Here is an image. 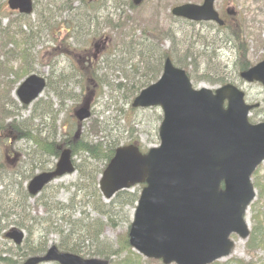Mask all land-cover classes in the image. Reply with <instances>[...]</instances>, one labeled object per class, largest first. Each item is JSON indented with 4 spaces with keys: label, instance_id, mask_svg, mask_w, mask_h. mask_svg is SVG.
I'll return each instance as SVG.
<instances>
[{
    "label": "water",
    "instance_id": "obj_1",
    "mask_svg": "<svg viewBox=\"0 0 264 264\" xmlns=\"http://www.w3.org/2000/svg\"><path fill=\"white\" fill-rule=\"evenodd\" d=\"M213 4L214 0H203L200 6L184 4L175 7L172 15L222 25ZM8 6L21 14L32 12L31 0H8ZM240 77L264 85V60ZM44 84L43 79L30 76L17 95L28 104ZM132 106L161 108L160 144L146 154L134 145L118 148L99 181L106 200L118 191L144 185L128 232L130 247L163 264H212L228 257L234 248L231 236L246 239L249 235L245 215L255 198L251 175L264 160V123L252 125L248 120L254 106L246 105L244 94L232 85L214 92L193 89L185 72L170 59L160 79L141 91ZM77 116L83 120L89 113L82 109ZM73 171L70 152L65 151L53 173L30 182L29 193L36 194L56 176ZM7 236L16 244L23 238L19 230ZM44 262L109 264L59 253L55 246L24 264Z\"/></svg>",
    "mask_w": 264,
    "mask_h": 264
},
{
    "label": "rangeland",
    "instance_id": "obj_2",
    "mask_svg": "<svg viewBox=\"0 0 264 264\" xmlns=\"http://www.w3.org/2000/svg\"><path fill=\"white\" fill-rule=\"evenodd\" d=\"M62 1V0H61ZM88 4H93L99 7L98 22H96L97 30L94 34H89V31H85V28H73L70 30L68 26L64 25V14L55 12V9L49 7L45 0H33V13L28 17L29 23L24 19L19 18L18 13L11 11L6 1L4 5L0 1V31L6 28H16L23 34H28L29 29L34 31V39L29 40L30 55L28 63L22 62L20 51V43L18 42L16 48L12 46L9 39L5 34L0 35V105L4 101L5 97H11L15 95V90L18 83L23 79V74L27 71L29 74H38L48 78L49 70L52 67H65L68 63L77 65L78 62H82L86 56H89L93 51V44L98 43L94 40L99 39L102 35L109 37L111 40L118 42L119 40L126 39L128 35L137 37L141 34V29L147 30L146 35L151 36L154 40H158L160 34L165 31H169V34L175 35V51L177 57L187 65L190 61L184 58L185 51L188 42L197 41L194 46L195 63L189 67L193 80L192 83L196 88H217L215 82L219 77H223L224 81L233 83L235 86L243 90L247 95V102L249 104L255 102L264 103V88L257 83L246 84L240 80L238 74L240 72L238 66V53L235 48L234 42H229V38L226 36L223 30H219L214 25L205 24L200 27H193L185 22L179 21L171 16V9L176 5H182L186 3L199 4L202 0H146L142 5L134 9H124L120 7L118 0H88ZM72 2V0H71ZM64 3V2H62ZM66 3H69L66 1ZM74 3L79 5V0H74ZM74 4V5H75ZM123 5V4H122ZM215 8L222 10L223 12L228 9L236 13L235 18L230 19V26L233 27V32L240 38V52H244V60L249 66H253L264 59V0H215ZM94 11L93 8L90 9ZM112 11V14H109ZM118 11V14H115ZM123 11L122 15L120 13ZM85 13V12H84ZM88 13V12H87ZM57 18V26L54 27L52 23V15ZM90 15V13H88ZM112 15L113 18L108 20V16ZM124 16V17H123ZM123 18L122 20H120ZM50 24H49V22ZM110 22L112 25L119 26L118 29L110 31L104 26L106 22ZM120 23V25H119ZM54 27V28H53ZM68 30V34L66 33ZM58 31H61L58 33ZM198 31V33H197ZM228 35V34H227ZM66 37L68 41H66ZM103 37V36H102ZM129 37V38H130ZM187 38V39H186ZM128 39V38H127ZM161 39V37H160ZM95 42V43H93ZM93 43V44H92ZM156 43V42H155ZM160 52L171 49L172 41H165L161 39L159 41ZM62 45L71 49V59L64 58L61 60V55L64 53ZM205 46V47H204ZM102 52V51H100ZM96 54L95 56L99 55ZM101 55L95 57L97 60ZM212 56V59L206 58ZM105 55L103 56V59ZM100 62V61H98ZM102 67V66H101ZM98 71V74L103 80L107 79L108 86L103 90L105 96L103 99H97L95 103H91L92 113L91 116L78 127L79 133H88L95 122L98 123V127L103 122L110 132V129L116 122L117 131L115 134L122 137V140L128 142L129 138H133L137 145L146 151L152 147L158 146V127L160 125L161 111L159 108H152L143 111H137L133 113L127 110V105L121 101V97L117 100L118 95L115 91L116 83L126 81L123 73L114 70L113 72H107L105 76V70ZM128 68V67H127ZM56 75H58L56 73ZM131 75V74H130ZM50 78H57L55 75ZM64 86L67 90H73L78 93V89L72 84L65 83ZM56 88L55 86H52ZM50 87L52 92L54 89ZM47 91L44 92L40 98L35 101L32 106L23 111V118L29 115L30 111L35 110L37 105L44 104L47 100ZM52 95V93H49ZM121 95V94H120ZM119 101V103H118ZM52 104H57L58 100L53 97ZM77 102L69 101L62 109L60 117L65 119L66 123L74 120V112L78 108ZM3 105V104H2ZM118 108L127 110L122 118L116 113V106ZM40 109H38L39 111ZM47 115L51 116L50 110L47 111ZM26 120V119H25ZM22 127L29 128L28 121H24ZM119 129V131H118ZM125 129V132H121ZM89 137V136H88ZM129 137V138H127ZM93 141L100 140V133L95 137H90ZM4 153L6 158L4 162L6 164L7 171L16 167L18 162L17 156L12 149V145L4 144L0 148V160L3 159ZM56 160L51 164L54 165ZM13 163V164H12ZM14 166V167H13ZM1 168V167H0ZM37 171L36 173H38ZM6 172H0V181L5 180ZM77 173L63 176L57 179L53 184L58 190L57 186L67 185L76 180ZM254 184L256 197L251 203L247 213L246 222L250 229V235L246 240H242L237 236L232 239L234 241V249L231 255L218 261L220 264H264V164H262L255 176L252 178ZM135 190L140 191L139 187ZM131 192V191H130ZM70 194L62 189L59 190L57 200L60 202L67 201ZM34 200L29 201V205H32L34 213L44 215L43 208L36 207ZM127 214H122L120 218H115L118 226L115 228L107 227L104 230L103 236L107 241L114 243V245L121 250H127L122 248L120 241L123 240L127 234V230L132 222L133 209L126 208ZM105 220L106 217H103ZM2 220L0 221L1 229ZM16 227V226H13ZM12 227L0 230V235L9 231ZM18 228V227H16ZM5 229V230H4ZM29 238L35 240L36 235L34 231L26 233ZM55 236H50V242L48 247L53 244L52 240ZM30 245L34 244L32 240H29ZM6 250H15L10 245L9 240L6 241L4 247ZM123 251L120 258H111L110 264H118L116 261L124 260L130 257V252ZM129 254V255H128ZM9 258V257H8ZM138 264H160L159 262H146V259H142Z\"/></svg>",
    "mask_w": 264,
    "mask_h": 264
},
{
    "label": "trees",
    "instance_id": "obj_3",
    "mask_svg": "<svg viewBox=\"0 0 264 264\" xmlns=\"http://www.w3.org/2000/svg\"><path fill=\"white\" fill-rule=\"evenodd\" d=\"M0 1L2 2V5H4L6 0ZM45 1L47 4L52 5L58 12L62 10V5L67 6L70 14L73 15L74 9H71V5L68 6L66 3V1L71 3L70 0ZM118 1L123 11L124 9L135 8L131 0ZM59 2L62 5H60ZM123 11L119 16L122 15ZM18 17L29 23L27 20L28 17L23 15H19ZM51 18L52 23L55 22L54 16ZM122 19L123 18L120 20ZM75 21L76 22L72 19L64 24L68 27L71 23L79 26L77 22L80 21V17H77ZM118 27L119 26L116 24L111 25L109 30L112 32L118 29ZM2 33L6 35L14 48H16L18 42L20 43V48L22 49L20 51L22 62L24 64L28 63L30 55L28 43L29 40H32V38L34 39L33 27L32 29H29L28 34H23L13 27L1 29L0 35ZM146 33L147 30L143 28L141 29V34L137 37H135V35L132 37L128 35V39H122L118 42H113V40L110 39L115 50L113 49L111 52L108 51L109 54H107L108 52L103 53V55H107L104 59H102L101 63L98 64L96 70L92 68L89 69V67L85 65L79 70V73L77 72L76 74V71L72 72L71 77L75 76L77 79V83L72 86L78 88L79 92L86 89L89 92L87 98L94 95L95 99H99V97H102L103 95V86H107V84L104 83V80L98 74L97 70H99L102 66L101 69L105 70V73H107L108 69L111 70L109 66L112 64L113 68H117V71L123 73L126 80L124 83H119L116 87L117 91L121 94V101L124 102L125 105H128L144 87L154 82L160 76L163 68V62L166 58H171L174 65L184 69L188 73L190 79L193 80L191 73H189L191 72L189 67L193 66L196 60L193 50L197 41L188 42L189 46L186 48L184 58L190 62L185 65V63L177 57V53L175 51V35H170L167 30L163 34H160L158 40L156 41L151 38V36L146 35ZM160 37L165 41H172L171 49L160 52L161 48L158 44L161 40ZM233 40L234 39H230L228 41L234 42L239 50V36L236 37L235 41ZM206 59H212V56H209ZM243 61L244 65L241 66L240 69L246 70L249 65L245 62L244 58ZM27 73L28 72L25 71L23 76ZM63 77L64 75L62 74L60 79ZM86 81H93V85H97V87H89L86 85ZM64 82L65 80L61 81V84ZM225 83H227V81H224L222 76L219 77L217 82H215V84L220 85ZM52 88L55 90L56 94L60 95H58L60 99H67L68 97L74 99L78 94H74V89L70 90V94L69 92L64 91L61 86ZM40 110L43 113H38V117L40 118L37 119L39 121H42V118L45 119L49 117L47 115V105H40ZM117 111L123 118L126 113L124 112V109H122V107L118 108L117 105ZM16 114L15 107L14 109H8L6 115L8 118H11ZM5 131L10 132L9 134L14 135L17 140L24 138V140L28 141L33 148L35 147L34 156H37L41 161L42 158L50 155L57 156L62 145L69 147L72 150V153L76 154L78 158L81 159L80 162L76 164V181L72 182L67 187H63V189L67 190L70 194L66 203L56 200V198L52 195V190H50L52 188H47L43 191L41 197L37 199V205H41L45 210V216L43 218H39L41 220L39 224L37 222L38 216L32 214L31 207L28 204L30 199L29 195L22 187L24 181L19 183H10L5 185L3 189L0 190V221L4 220L5 223L2 228L8 225H14L25 229L28 233H31V230L33 228L35 229L38 225L41 229V233L39 234L37 241L39 244L38 246L35 247L28 245L27 242H25L23 247H16V251L13 254L19 258L24 256L25 252L28 251L32 252L36 250L37 255L43 254L46 250L49 236L56 235V244L61 251L70 252L84 258L98 257L108 260H111V258H114V260L118 257L120 258L125 249L121 250V247L117 248L114 243L107 241L103 236V233L107 227L115 228L118 226L115 218L118 219V217L120 218L122 214H127L128 210L125 211L126 208L133 209L135 207L139 192L137 190H134L133 192L122 191L117 193L109 203H105L103 202L102 196L98 190V176L102 173L107 163L113 157L115 149L120 146L122 142L133 143L134 139L127 137L129 138L128 142L126 139L122 140L121 136L115 134L117 129L110 132L107 129V126L103 124L100 128V126L98 127V123L95 121L91 127V132L94 135L98 134V132L101 133L104 141H93L90 137L82 135L79 138H67L66 141L58 144L54 140L56 136L55 131H53V133H48L47 131L44 134L43 130L42 132L40 130H32L33 133H31L29 129H22L18 125H15V122L7 128H4L0 122V136ZM124 131L125 129H122L121 132ZM34 169L35 167L33 170ZM11 174L16 175V170H13ZM26 175L27 174L23 173L21 180L22 177L24 179ZM29 175L32 174L30 173ZM103 217H106V219L104 220ZM120 243L122 248H127L125 251L130 252L131 256L124 260L116 261L118 264H138L141 262V257L134 253L129 247L127 234L125 238L120 241ZM3 253H6L5 256H8L10 252L6 249L0 250V264H17V259L8 260L7 257L1 256ZM213 264L220 263L215 262Z\"/></svg>",
    "mask_w": 264,
    "mask_h": 264
},
{
    "label": "flooded vegetation",
    "instance_id": "obj_4",
    "mask_svg": "<svg viewBox=\"0 0 264 264\" xmlns=\"http://www.w3.org/2000/svg\"><path fill=\"white\" fill-rule=\"evenodd\" d=\"M200 4V3H199ZM216 11L218 12V15L220 16V18L223 20V28H224V32L226 34V36L231 39V37L229 36L230 34L233 36H236V33H234L233 27L230 26V19L235 18L236 13L234 11H230L228 9H226L224 12L222 10L216 9ZM214 24L213 22H211L210 25ZM191 26L193 27H200L202 25H205V22H191L190 23ZM198 33V31H197ZM229 34V35H227ZM236 39V38H233ZM239 45V44H238ZM240 47V46H239ZM236 48V46H235ZM238 53V66L239 68H241V66L244 65V61L243 58L245 57L244 52H240V50H237ZM246 101H247V96L245 97ZM254 104L257 105V107L253 110V115H255V120L253 121V123H264V103L263 102H255ZM54 264V263H53Z\"/></svg>",
    "mask_w": 264,
    "mask_h": 264
},
{
    "label": "bare ground",
    "instance_id": "obj_5",
    "mask_svg": "<svg viewBox=\"0 0 264 264\" xmlns=\"http://www.w3.org/2000/svg\"><path fill=\"white\" fill-rule=\"evenodd\" d=\"M37 162L42 165V161L40 159H37Z\"/></svg>",
    "mask_w": 264,
    "mask_h": 264
}]
</instances>
